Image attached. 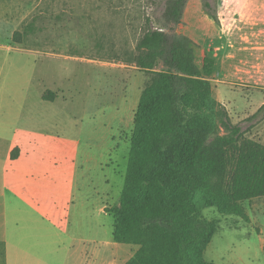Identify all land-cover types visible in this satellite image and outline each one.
Segmentation results:
<instances>
[{"label": "rangeland", "instance_id": "374dc122", "mask_svg": "<svg viewBox=\"0 0 264 264\" xmlns=\"http://www.w3.org/2000/svg\"><path fill=\"white\" fill-rule=\"evenodd\" d=\"M169 1L0 0V154L18 129L54 136L68 191L57 228L45 220L30 230L22 264H126L138 251L114 241L109 211L121 200L135 112L151 78L136 66V48L150 27L164 26ZM261 1L188 0L176 31L203 40L222 30L228 46L216 59L215 95L244 137L264 145V48L248 43L260 35L249 27L264 22ZM232 49L243 53L238 75L226 74ZM243 207L249 221L215 208L200 215L219 226L207 261L264 264V197Z\"/></svg>", "mask_w": 264, "mask_h": 264}, {"label": "trees", "instance_id": "16d2710c", "mask_svg": "<svg viewBox=\"0 0 264 264\" xmlns=\"http://www.w3.org/2000/svg\"><path fill=\"white\" fill-rule=\"evenodd\" d=\"M187 2L170 0L164 26L150 27L136 48L135 64L151 78L135 112L121 200L109 211L114 241L139 247L126 264H212L205 254L219 226L200 215L215 208L249 221L243 204L264 197V145L245 138L217 99L210 51L176 31Z\"/></svg>", "mask_w": 264, "mask_h": 264}, {"label": "crops", "instance_id": "0c3cea01", "mask_svg": "<svg viewBox=\"0 0 264 264\" xmlns=\"http://www.w3.org/2000/svg\"><path fill=\"white\" fill-rule=\"evenodd\" d=\"M260 9L264 11L263 1H261ZM185 13L186 9L184 16ZM249 29L260 34H250L248 36L249 45L264 48L263 20L261 23L256 22ZM182 35L188 36L196 42L201 47V51L207 50L210 51V54L214 53L212 57L215 59L216 65L212 81L220 82L216 80L215 76L216 59L219 52L225 51L228 46L222 30H212V34H206L207 36L203 40H198L191 33ZM239 45H244L242 40ZM232 51L233 49L225 64L228 66L233 61L234 70L229 68L226 74L238 75L237 73H241L238 65H240L243 53L234 55ZM223 96L225 95L223 94ZM223 96L222 98H224ZM19 131L20 129L16 130L13 137L6 140L7 143L4 144L0 154V264H22L20 259L23 256L27 257L30 251V230L38 231L45 220L53 228H57L61 203L68 196V191L62 184L65 181L61 178V169H57L55 161H53L55 147L59 148V142L56 141L55 144V137L49 134L38 138L37 135L23 129H21V133ZM45 138L46 144L41 146L39 142L44 143L40 140ZM16 149L19 150V155L13 159L12 152ZM40 150H42L41 155Z\"/></svg>", "mask_w": 264, "mask_h": 264}]
</instances>
